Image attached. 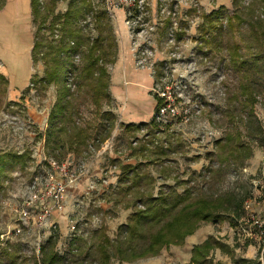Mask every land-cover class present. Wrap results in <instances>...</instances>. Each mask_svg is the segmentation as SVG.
<instances>
[{
  "label": "rangeland",
  "instance_id": "obj_1",
  "mask_svg": "<svg viewBox=\"0 0 264 264\" xmlns=\"http://www.w3.org/2000/svg\"><path fill=\"white\" fill-rule=\"evenodd\" d=\"M142 1L141 7L115 8L113 0H92L96 5L103 3L115 32L119 28L116 11L124 10V26L131 36L134 66L143 68L138 62L144 61L143 69L152 72V94L169 91L174 95L178 113L160 120L162 133L154 140L162 145L168 137H174L183 144L184 148L173 157L179 164L173 168V176L177 173L184 180L194 176L193 184L211 193L236 192L244 198L245 209L239 219L231 214L226 221L202 222L183 245H171L156 257L138 258L124 264H192L193 247L211 235L228 247L226 251L218 248L212 252L210 259L214 264H242L241 259H264V34L260 28L264 25V15L257 9L259 0ZM68 2L60 0L57 13H66ZM222 6L228 9L230 17L240 13L246 22L239 31L228 33L225 30L219 43L205 44L204 30L201 32L203 15ZM233 19L235 22L236 18ZM129 20L135 23L130 30ZM222 23L227 26V20ZM36 30L32 0H5L0 9V72L10 85L4 87L0 83V154L14 151L32 156L24 168L11 169L0 179V264L10 262L7 253L11 249L19 252V264H43L42 248L52 245L53 251L64 258V264H90L94 253L100 254L102 242V237H95V233L104 228L114 239L119 226L127 222L131 213L124 208L125 198L129 197L125 193L115 206L122 170L119 164L113 163L114 159L124 164L145 162L155 179V193L163 185L175 182L166 180L158 172L155 156L130 158V143L139 147L146 132L138 133L139 139L123 135L124 122L115 112L116 128L99 150L92 146V153L87 157L68 153L57 163L47 158L44 135L58 98V85L26 93L32 87V76L44 73V64H34L32 58ZM177 32H182L179 38ZM116 39L119 46L121 39L117 33ZM231 42L240 44L244 57L262 58L255 63L258 68L235 69L228 50ZM159 67L163 73L156 80ZM69 83L72 84L71 79ZM243 84L252 90L242 92ZM240 93H245V97ZM112 105L105 109L113 110ZM83 113L85 119L95 117L92 106H85ZM260 128L262 134H259ZM228 132H238L243 142L252 147V154L244 162L225 167L223 176L212 179L207 173L209 159L206 155ZM169 169H172L171 164ZM70 179L75 182L67 188L66 207L61 212L63 221H51L58 213L54 210L46 223L40 224L42 205L33 187L39 185L37 188L46 190L47 184ZM81 184H84L81 192H70ZM29 203L32 205L28 206ZM23 209L28 210L30 219H22L20 211ZM115 211L118 214L115 215ZM72 223L77 226L75 233L71 232ZM50 238H54V244L49 242ZM110 264H119L118 258H112Z\"/></svg>",
  "mask_w": 264,
  "mask_h": 264
},
{
  "label": "trees",
  "instance_id": "obj_2",
  "mask_svg": "<svg viewBox=\"0 0 264 264\" xmlns=\"http://www.w3.org/2000/svg\"><path fill=\"white\" fill-rule=\"evenodd\" d=\"M59 1L32 0L37 23L32 58L34 64H44V73L42 76L33 75L32 87L26 91L29 93L33 89L38 92L47 90L53 84L58 85V98L49 115L44 135L47 158L55 162L65 159L68 153H73L76 157H87L92 153V146L99 150L112 137L117 116L113 110H107L105 107L111 106L113 102L110 92L111 68L117 62L119 52L110 14L103 3L96 5L92 0H69L68 9L62 14L56 11ZM4 3L5 0H0V9ZM258 8L264 15V0L258 1ZM233 18H236L235 22ZM88 19L91 22H88ZM203 19L201 32L204 30L202 40L205 44L219 43V38L225 30L228 33L239 31L241 25L246 22L240 13L230 17L228 9L224 6L203 15ZM224 20H227L226 27L222 23ZM82 21L85 22L84 25ZM260 28L264 34V25ZM181 33L177 32L176 37L179 38ZM248 49L250 50L251 46ZM228 50L231 54V65L233 63L234 68L238 70L258 68L255 63L262 60L257 58V55L244 57L242 47L237 42L229 43ZM162 73V69L157 68L156 80L162 77ZM70 79L72 84L69 83ZM0 83L4 87L10 85L1 72ZM249 90H252L250 86H241L242 92ZM240 94L245 97V93ZM152 95L156 101L153 118L147 122L122 123L123 135H132L139 139L137 134L146 132L145 140L142 139L143 143L139 147H134L133 142L130 143V158L151 159L155 156L158 172L163 174L166 180H174L175 184L163 185L158 193H155V179L145 162L124 164L119 159H114L113 163L119 164L122 170L115 206L119 205L120 197L125 193L129 197L125 198L124 208L131 213L127 222L119 226L118 235L114 239L104 228L95 233V237H102V242L99 246L100 254L95 252L94 261L90 264H110L111 259L116 257L119 264L138 258L156 257L166 247L185 244L187 237L193 235L202 222L226 221L230 219L231 214L239 219L245 209L244 198L236 192L211 193L195 186L194 176L185 180L177 173L173 176V168L179 165L173 157L184 146L174 137H168L162 145L156 144L154 138L162 133L158 114L164 100L155 94ZM85 106L94 108L95 117L84 118ZM262 133L260 128L259 134ZM252 151L250 144L243 142L238 132L226 133L215 142L214 150L206 155L209 159L208 175L212 179L223 176L225 167L244 162L251 156ZM31 156V153L23 155L14 151L1 153L0 179L11 169L24 168ZM169 164L172 169H169ZM117 211L115 215L118 214ZM53 240L54 238H50L49 242L54 244ZM218 248L222 251L228 249L216 236H209L193 247L191 263L214 264L210 256ZM42 252L43 264H64V258L53 251V245L51 248L44 246ZM7 256L10 262L2 264H19L17 249H11ZM1 257L4 258V253ZM240 262L263 264L264 259L247 258L241 259Z\"/></svg>",
  "mask_w": 264,
  "mask_h": 264
},
{
  "label": "crops",
  "instance_id": "obj_3",
  "mask_svg": "<svg viewBox=\"0 0 264 264\" xmlns=\"http://www.w3.org/2000/svg\"><path fill=\"white\" fill-rule=\"evenodd\" d=\"M116 12L119 17L117 22L119 28L115 33L118 34L121 41L117 62L111 69L112 107L125 124L147 122L153 117L156 106V101L151 93L154 78L150 69L134 66L133 54L130 51L131 36L127 27L124 26L125 12L122 9H118ZM83 185L81 184V187L76 190L70 189V192H81ZM62 214H54L51 221L61 223L64 216Z\"/></svg>",
  "mask_w": 264,
  "mask_h": 264
},
{
  "label": "built area",
  "instance_id": "obj_4",
  "mask_svg": "<svg viewBox=\"0 0 264 264\" xmlns=\"http://www.w3.org/2000/svg\"><path fill=\"white\" fill-rule=\"evenodd\" d=\"M114 1V6L115 8H119V7H134V6H142L143 1L142 0H113ZM114 8V9H115ZM129 27L130 28L133 26L134 21L129 20L127 21ZM133 30H131L132 32ZM134 32V31H133ZM132 32V33H133ZM139 66L145 67V63L144 61L142 62H138ZM156 94L159 98L164 100V105L160 108V112L158 114V120L160 121L161 119H165L167 116H171V115H176L177 109L174 106V95L169 92V91H156ZM174 103V104H172ZM57 163V162H56ZM75 182V180L70 179L69 182L66 180L62 181V180H56L54 183L47 184V188L46 190H40L39 188H37L38 186H34L33 188H35V196L37 200H41V205H42V217L39 219V221H41L40 224H43L46 220L47 217L49 215H51V213L55 210L58 213H61L65 210V200H66V192H67V188L73 184ZM36 200V201H37ZM47 200H50L51 202H47ZM28 206H31L32 204L29 203L27 204ZM20 214L23 216L22 219H30L29 217V212L26 209H23L22 211H20ZM72 222V221H71ZM27 223V222H26ZM46 223V222H45ZM77 229V226L75 223L71 224V232L75 233ZM72 238V236L70 237Z\"/></svg>",
  "mask_w": 264,
  "mask_h": 264
}]
</instances>
